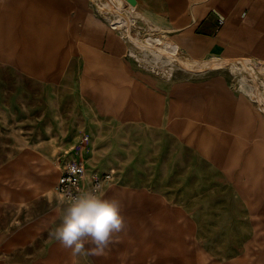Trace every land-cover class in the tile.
<instances>
[{"label":"crops","instance_id":"1","mask_svg":"<svg viewBox=\"0 0 264 264\" xmlns=\"http://www.w3.org/2000/svg\"><path fill=\"white\" fill-rule=\"evenodd\" d=\"M121 4L131 10L137 36L159 35L153 40L173 43L181 61L247 60L264 69V0ZM87 37L66 75L78 83L81 120L63 147L72 149L67 161L114 171L100 195L121 201L125 230L105 255L73 256L50 235L67 203L55 194L41 212L36 191V217L17 222L6 245L16 253L2 255L0 264H264V109L255 96L219 70L224 66L184 70L177 59L169 71L148 63L115 27ZM82 134L88 140L75 148ZM201 159L209 204L197 193L190 205L186 182L196 176L200 189Z\"/></svg>","mask_w":264,"mask_h":264},{"label":"rangeland","instance_id":"2","mask_svg":"<svg viewBox=\"0 0 264 264\" xmlns=\"http://www.w3.org/2000/svg\"><path fill=\"white\" fill-rule=\"evenodd\" d=\"M116 11L133 17L121 0H0V259L5 253H16L6 245L17 222L28 223L36 217V191L42 195L37 198L41 212L49 206L48 198L56 199L55 181L72 152L63 144L81 120L78 83L66 75L79 61L90 39L88 34L105 25L112 27L111 19L123 17ZM133 23L127 24V30L116 29L127 40L140 39L150 46L147 51L137 46L143 50L140 56L144 61L156 62L164 70L181 66L204 72L213 67L179 60L173 43L155 42L153 38L159 35L150 31L137 36ZM159 46L181 65L169 62L167 55L156 49ZM240 62L245 66L246 62ZM249 66L228 65L219 70L227 71L245 93L264 95L259 86H264V69L253 66L251 71ZM191 156L186 151V159ZM185 168L187 178V164ZM200 169V189L196 176L189 185L186 180L185 202L190 205L197 204L196 198H191L197 193L201 205L209 204L210 175L204 172L207 164L203 159ZM221 238L218 234V241ZM215 248L218 256L224 253L223 245L218 243Z\"/></svg>","mask_w":264,"mask_h":264},{"label":"clouds","instance_id":"3","mask_svg":"<svg viewBox=\"0 0 264 264\" xmlns=\"http://www.w3.org/2000/svg\"><path fill=\"white\" fill-rule=\"evenodd\" d=\"M101 187L97 184L69 196L60 223L50 234L73 256H103L114 237L125 230L121 201L100 195Z\"/></svg>","mask_w":264,"mask_h":264},{"label":"built area","instance_id":"4","mask_svg":"<svg viewBox=\"0 0 264 264\" xmlns=\"http://www.w3.org/2000/svg\"><path fill=\"white\" fill-rule=\"evenodd\" d=\"M219 23H222V19L219 18ZM250 64L251 71H254V65ZM263 87V84H259ZM252 96H255L256 103L264 109V95L257 97L255 92H252ZM88 140L86 134H82L75 148H81ZM114 178V171H100L95 167H91L84 163L82 159H69L63 165L54 184V191L59 201L68 203L69 196L79 195L81 192L100 184L102 187L111 182ZM100 194V193H99Z\"/></svg>","mask_w":264,"mask_h":264},{"label":"bare ground","instance_id":"5","mask_svg":"<svg viewBox=\"0 0 264 264\" xmlns=\"http://www.w3.org/2000/svg\"><path fill=\"white\" fill-rule=\"evenodd\" d=\"M111 8V7H110ZM133 8V7H132ZM116 13L117 14H121V15H123V17L121 18V17H119V15H118V17H115V18H113V19H111V25H112V27H121V28H124V30H127L128 29V27H127V24H131L132 23V20L133 19H130L129 17H127V16H125L126 14H125V12L124 11H119V12H117L116 11ZM120 15V16H121ZM134 45H136V46H138L139 48H141V49H143V50H148L149 48H150V46L149 45H146L145 44V42H143L142 40H140V39H135V40H133V41H131ZM162 42V41H161ZM156 49L158 50V51H160V54L162 55L163 53H165L166 55H167V57L169 58V61L171 60V61H173L174 60V57L172 56V54L169 52V51H167L165 48H163L162 46H159V47H156ZM132 52V51H131ZM235 60V59H234ZM146 61H147V59H146ZM241 61H243V60H241ZM150 62V61H149ZM246 62V63H245ZM248 62L249 61H247V60H245L244 61V63H245V66H247L248 65ZM191 63V62H190ZM242 64V63H241ZM209 65H213V67L212 68H215V67H218V66H220V65H222V61H220V60H213V61H206V62H201V63H199L198 64V66H201V67H203V68H205V67H207V66H209ZM232 66H235V67H237V64L235 63V62H232ZM242 66L245 68V66L242 64ZM211 68V67H210ZM207 69V68H206ZM249 70H251V67L249 66ZM250 73H252L251 71H249ZM259 94V93H258ZM257 94V95H258ZM260 95L261 94H259V98H260Z\"/></svg>","mask_w":264,"mask_h":264}]
</instances>
